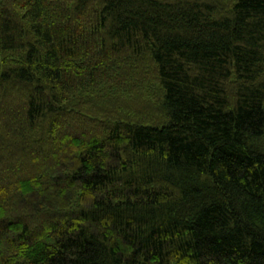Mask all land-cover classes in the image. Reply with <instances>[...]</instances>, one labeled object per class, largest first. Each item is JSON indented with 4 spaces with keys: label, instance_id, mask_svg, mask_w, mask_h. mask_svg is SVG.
Returning <instances> with one entry per match:
<instances>
[{
    "label": "trees",
    "instance_id": "obj_1",
    "mask_svg": "<svg viewBox=\"0 0 264 264\" xmlns=\"http://www.w3.org/2000/svg\"><path fill=\"white\" fill-rule=\"evenodd\" d=\"M0 264H264V0H0Z\"/></svg>",
    "mask_w": 264,
    "mask_h": 264
}]
</instances>
